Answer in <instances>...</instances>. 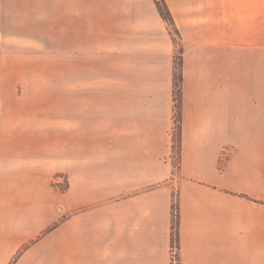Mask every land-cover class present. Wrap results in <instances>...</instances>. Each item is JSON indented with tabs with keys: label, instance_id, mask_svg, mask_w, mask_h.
<instances>
[{
	"label": "crops",
	"instance_id": "crops-1",
	"mask_svg": "<svg viewBox=\"0 0 264 264\" xmlns=\"http://www.w3.org/2000/svg\"><path fill=\"white\" fill-rule=\"evenodd\" d=\"M35 1L0 0V264H173V189L179 264H264V63L247 53L239 79V40L212 31L263 28L264 0H166L185 44L178 165L174 58L155 41L135 49L128 82L66 83L62 106L7 100L8 61L24 57L4 44L54 54L59 37L76 60L104 44L87 0Z\"/></svg>",
	"mask_w": 264,
	"mask_h": 264
},
{
	"label": "rangeland",
	"instance_id": "rangeland-1",
	"mask_svg": "<svg viewBox=\"0 0 264 264\" xmlns=\"http://www.w3.org/2000/svg\"><path fill=\"white\" fill-rule=\"evenodd\" d=\"M87 1L88 15L85 19L86 23L88 28L90 27L89 30L96 29L98 32L99 30H102L104 44H100L98 51L89 50L87 59L81 60L70 58L69 54H65V44L60 42L59 37L57 39L60 43L57 42L55 45L56 50L53 51L54 54H52L51 51L47 52L44 44H39L38 49H35V47L33 49L28 43H24L22 45L10 43L4 44L2 47L4 51H7L8 53H20V55L24 57L22 60L14 59L8 61L9 66L13 67V69H17L18 71V76H15V73L9 72L7 77L9 83L8 87L15 85L18 87L17 90H9L5 93L8 101L13 99H23L29 102H43L48 99H55L57 105L62 106L64 84L66 83L88 82L93 85H111L114 83L128 82L129 77L126 75L128 68L135 66V61L139 60L135 55L139 56L137 52L140 50L135 49L139 46H143L144 44L149 45L150 40L157 42L159 46L162 45L157 49L152 47L153 51L162 50L167 52L168 56H173L175 86L179 71L182 73L184 81L183 59L185 54V44L183 43L180 30L176 26L175 19L174 22H171L168 17L162 15L164 13L163 9L166 8L162 4L166 3L168 6L166 0ZM35 2V0H23V5L30 6ZM223 3L230 5L229 0H224ZM10 7H14V5ZM34 14L36 18H46L48 10L47 8H44L40 10V12ZM33 17L34 16L31 11H24L23 19L27 22V26L24 29L25 34L32 33L31 27L33 26L31 24V18ZM60 21L59 18H57V26ZM29 25H31V27H28ZM10 27L11 26H9V29ZM44 31H49V28H45ZM135 31L136 34H134ZM212 31H215L214 33L222 37L227 36V33L229 34L230 32L232 38L239 40L238 43L232 44L233 50L237 51L238 57L241 58L239 63L243 66V70L238 75L239 79L243 80L246 78L247 53H256V56L255 54L253 55V63L258 65L257 67L260 72L264 63V27L255 29L237 26L232 29L219 28L213 29ZM57 32H59V29ZM42 38L44 37L41 36L40 39ZM247 39H250V43L243 42ZM91 46L93 45H89V48ZM220 46L224 45L221 44ZM33 56H38L39 58L28 59ZM142 59L143 58L139 61L140 67H144V64H147ZM251 60L248 61L250 65H252ZM80 62L81 65L83 64L85 68H88L87 73L81 76L78 74ZM163 62H166L165 57L160 59V64L162 65L161 67H164L162 64ZM153 82H155V78L153 79ZM178 94H180V91L175 87L173 163L176 165L180 163L181 154L179 141V118L177 114V111L179 110L176 104V102L180 99ZM58 143H62V140H57V144ZM67 183L68 182L62 173L55 178L53 188L58 195H61L67 188ZM172 200L173 264H179V253L177 252V248L179 246L177 235V192L174 189L172 190ZM61 208L58 207L57 209L62 212ZM62 222L63 219L61 218V220L49 230L51 231L58 228ZM173 231L175 233H173ZM57 243L59 242L57 241Z\"/></svg>",
	"mask_w": 264,
	"mask_h": 264
},
{
	"label": "trees",
	"instance_id": "trees-1",
	"mask_svg": "<svg viewBox=\"0 0 264 264\" xmlns=\"http://www.w3.org/2000/svg\"><path fill=\"white\" fill-rule=\"evenodd\" d=\"M164 5L166 8H164V13L162 14L165 17L169 18V21L174 22V18L172 17V14L168 8V6L166 5V3L162 4ZM178 79H177V83H176V88L180 91V94H178V96H180V99L178 100V102H176L177 104V108L179 111H177L178 114V118H179V141H180V145H181V118H182V114H181V109H182V82H183V76L182 73L179 71L178 75H177ZM177 227H178V222H177ZM177 230V229H176ZM173 233H175L173 231ZM177 235H178V230H177ZM174 236V235H173Z\"/></svg>",
	"mask_w": 264,
	"mask_h": 264
}]
</instances>
